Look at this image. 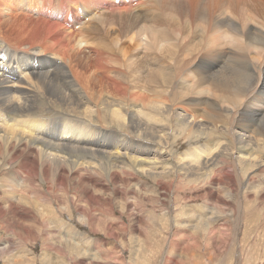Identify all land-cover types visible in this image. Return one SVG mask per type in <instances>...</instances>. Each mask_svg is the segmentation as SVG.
Masks as SVG:
<instances>
[{
  "label": "bare ground",
  "instance_id": "obj_1",
  "mask_svg": "<svg viewBox=\"0 0 264 264\" xmlns=\"http://www.w3.org/2000/svg\"><path fill=\"white\" fill-rule=\"evenodd\" d=\"M227 1L240 0H0V30L6 28V34L14 24L3 20L2 14L16 5L29 7L21 11L23 21L15 30L16 36L9 38L0 32V54L6 57L0 60V169L13 168L12 163L21 159L22 166L39 168L43 177H53L55 182H69L92 201L93 194L107 189L102 176L115 186H129L133 173L129 170L148 173L156 181L172 172L177 181L197 183V189L207 187L201 197L215 205L219 216L213 218L222 221L216 228L225 231L228 223L223 214L233 199L236 202L241 196L243 205L245 199L251 204L259 201V194L264 202V179H254L251 174L253 168L263 166L255 152L261 149L264 154V109L258 110L262 105L256 101L264 93V60L252 67L246 53L250 46L264 49V24L241 30L235 23L216 22L213 26L223 38L221 29L227 27L244 42L245 50L234 47L229 56L227 49L196 56L194 50L186 49L190 44L186 38L191 33L188 26L209 22L210 12ZM255 1L256 15L264 18V0ZM169 10L182 14L175 18L177 26L169 25L173 19L163 16ZM185 18L187 26L182 22ZM74 25H79L78 29H73ZM143 35L148 39L144 47L139 38ZM178 37L185 38L184 46L175 43L182 51L172 41ZM127 38L131 42L123 51L118 43ZM138 47H142L141 55L136 52ZM25 49L30 50L29 56L21 60ZM41 49L52 51L63 65L50 64L52 57L41 63ZM146 58L153 66L146 65ZM226 58L231 63H221ZM254 58L258 60V52ZM35 59L37 63L32 62ZM177 101L190 107L177 111ZM96 118L111 123L93 128ZM170 124L188 133L195 143L206 133L207 138L217 132L227 134L233 147L230 150L228 144L208 139L200 150L195 146L178 157L171 144L177 131L173 133ZM121 156H127L128 163ZM14 177L10 187L16 182ZM113 191L122 193L117 187ZM8 206L14 219L7 223L17 226L18 218L23 219L26 212L13 203ZM232 206L234 213L240 208L239 203ZM208 221V226L215 228L213 219ZM213 239L210 236L208 242ZM67 244L71 249L78 246L65 241ZM15 256L8 260L19 262Z\"/></svg>",
  "mask_w": 264,
  "mask_h": 264
},
{
  "label": "rangeland",
  "instance_id": "obj_2",
  "mask_svg": "<svg viewBox=\"0 0 264 264\" xmlns=\"http://www.w3.org/2000/svg\"><path fill=\"white\" fill-rule=\"evenodd\" d=\"M232 2H224L222 5H218L215 10H212L209 15V22L201 23L199 26L195 22L194 26H188L191 32V36L189 34L188 38H186V41H190V44L186 47L188 51L192 52L194 50L192 53L198 56L205 53L213 54L214 50L217 49H227L226 56H229L234 47L246 49L244 45L242 46L244 42H241L239 37L233 36V33L230 32V34L226 30L227 27L221 29L224 32L223 38V34L219 35L218 27L213 25L216 22L218 25L225 22L226 24L235 23L241 30L247 26L259 28L264 24V18L263 15H256L254 10L255 0H240L237 3L234 1L233 4ZM152 5L155 6V4ZM27 9L29 7L25 8L24 6L16 5L13 9H9L10 12L8 14L5 12L2 14L3 20L14 24V27L8 30L10 33L6 34L3 32L6 29L4 27L0 30L5 37L16 36L15 30L23 21L21 11L24 12ZM147 9L151 11L149 7ZM140 10L142 8L137 11ZM175 12L177 13L175 14ZM162 14L164 17L173 19V22L169 25L175 26H177L175 18H178V15H182L178 13V10H174L173 13L169 10ZM85 16L87 17V15ZM227 19H230L228 23ZM185 21H188L186 18L182 22L187 26ZM77 22L78 20H76ZM159 25L168 26L167 23H159ZM78 26L74 25L73 29ZM8 27L11 28L9 24ZM261 30L264 31V27H261ZM113 32L115 31L113 30ZM110 35V37L114 36V34ZM145 37L146 35L139 37L143 40L141 42L142 47L148 40ZM0 38H2L1 35ZM130 40V38L120 40L118 43L119 47L126 51V46L130 45ZM172 41H174L176 49L181 50L175 43L178 41L183 45L182 42L185 41V38L179 39L178 37V40L175 38ZM137 42L140 43V41ZM142 47H138L136 52L142 53L139 50ZM258 48L250 46L246 49L248 60L252 67L262 63L264 60V49ZM86 49L89 50L87 46ZM25 51V54H21V60L29 56L28 52L30 50L25 49ZM40 52L38 55L43 57L41 63L52 57L50 64H59V60H56V56L52 51L41 49ZM156 52L159 53V51ZM256 52H258V60L254 58ZM10 56L12 57V54ZM80 57L83 58V55ZM0 60L5 61L6 57L0 54ZM223 61L224 64L231 63L227 58L223 59L221 63ZM32 62L37 63V60L35 59ZM145 62L147 66H153L149 58H146ZM59 65L62 66L63 64ZM20 75L19 78L22 79L24 75ZM256 101L262 105L258 110L264 109V93L261 92V95L257 96ZM174 107L177 111L182 112L183 107L190 106L177 101ZM110 119L112 118L109 117ZM109 120L106 122V120L96 118L95 123H92L91 127H105L107 123H111ZM174 121L172 120V123ZM200 121L203 122L202 118H200ZM170 126L173 133L175 130L177 131L176 124H170ZM74 132L76 134L79 130ZM187 134L183 131H177L172 135V149L178 157L188 153L195 146L197 150H200L208 139L219 140L221 144H228L230 150L233 147V145L229 144L230 137L220 132L213 133L209 138H207L209 134L206 133L196 143ZM260 150L255 153L259 154L263 166L251 170L254 179L258 180L264 179V154ZM116 154L119 156L118 152ZM124 157L121 156L120 158L126 159L123 162L128 163V157ZM0 159H2V154ZM13 163V168L2 167L0 169V187H2L0 188V215L2 216L3 213L5 215L0 216V264H78L80 260L83 261H80L79 264H264V202H261L259 194L256 195L259 201L251 204H248V199H245L246 204L243 205L241 196L237 197L236 202L233 199L232 205L239 203L240 208L234 213V206H228V211L226 209L223 214V217L227 219L228 226L224 228L225 231H222V228H216L222 222L220 221L221 219L218 217L213 218L219 216L215 205L206 197H201V194H205V188L207 187L201 185L202 187L199 186V189H197V183L187 185L186 180L177 181L175 173L172 172L166 176L156 178V181L155 177L149 176L148 173L129 170L133 172V176H130L131 182L129 186H125L123 183H117L115 186L108 178L102 176L103 178H100L107 186V189L98 190L100 192L96 191L98 193L93 194L94 198L92 201L84 193L76 192L69 182H55L54 178L50 176L45 178L39 168H33L32 165L22 166L23 162L21 159ZM13 176H15L16 182H11L12 188L10 187V178ZM15 185L17 186L14 188ZM163 186L165 189H163ZM114 187H117L122 193L115 194L113 191ZM202 190L205 191L203 192ZM9 202L13 203L18 210L26 212V218H18V221L22 222L21 225L18 222L21 230L18 224L15 226L16 224L14 225V223H7L8 220L12 222L14 219L8 206ZM36 202L38 203L36 204ZM209 218L213 219L215 228L208 226ZM49 221L51 222L49 223ZM22 224L27 231H24L25 228H22ZM209 232L212 233H210V236L214 237V239L208 242ZM188 234L198 237L199 240L194 241V239L187 238ZM182 236H185L186 239L181 238ZM223 237L229 238L230 241H221ZM65 241L69 243L75 242L78 246L76 249H71L72 246L70 244H67L68 247H66ZM221 242L224 243L222 244ZM59 248L62 249L60 250ZM44 252L47 255L43 256L42 253ZM13 254L18 257L17 261L19 262L13 263L8 260Z\"/></svg>",
  "mask_w": 264,
  "mask_h": 264
}]
</instances>
